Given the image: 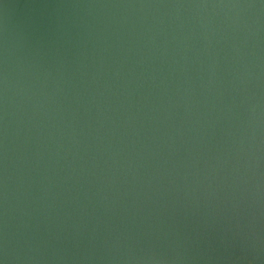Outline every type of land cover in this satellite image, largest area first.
I'll use <instances>...</instances> for the list:
<instances>
[{
    "label": "water",
    "instance_id": "water-1",
    "mask_svg": "<svg viewBox=\"0 0 264 264\" xmlns=\"http://www.w3.org/2000/svg\"><path fill=\"white\" fill-rule=\"evenodd\" d=\"M0 264H264V0H0Z\"/></svg>",
    "mask_w": 264,
    "mask_h": 264
}]
</instances>
